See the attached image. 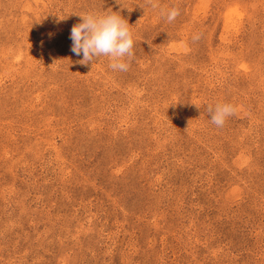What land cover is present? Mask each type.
Instances as JSON below:
<instances>
[{
	"label": "rangeland",
	"instance_id": "obj_1",
	"mask_svg": "<svg viewBox=\"0 0 264 264\" xmlns=\"http://www.w3.org/2000/svg\"><path fill=\"white\" fill-rule=\"evenodd\" d=\"M118 2L0 0V264H264V0ZM112 11L123 72L71 51Z\"/></svg>",
	"mask_w": 264,
	"mask_h": 264
},
{
	"label": "clouds",
	"instance_id": "obj_2",
	"mask_svg": "<svg viewBox=\"0 0 264 264\" xmlns=\"http://www.w3.org/2000/svg\"><path fill=\"white\" fill-rule=\"evenodd\" d=\"M117 3H119L118 0ZM138 5L142 9L151 7L155 10L159 8V0H143V3ZM127 9L131 11L133 8ZM116 13L112 11L107 14L93 12L78 14L81 22L71 28L69 39L72 41L71 51L77 56L83 55V59L79 61L81 64L87 65L90 62L93 64L100 57H107L109 68L113 71L123 72L129 69L134 57L133 34L127 20ZM160 15L166 18L167 22L172 23L180 15V9L178 7L160 8ZM57 17L59 21L66 19L67 16ZM201 36L202 34L197 33L191 39L199 41ZM206 111L210 114L212 124L223 127L226 120L236 114L237 109L230 103H217L207 104Z\"/></svg>",
	"mask_w": 264,
	"mask_h": 264
}]
</instances>
